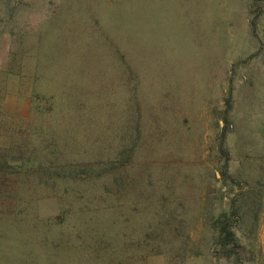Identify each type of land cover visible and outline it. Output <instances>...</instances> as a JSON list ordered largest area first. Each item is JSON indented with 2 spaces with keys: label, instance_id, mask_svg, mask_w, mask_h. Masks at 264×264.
<instances>
[{
  "label": "rangeland",
  "instance_id": "374dc122",
  "mask_svg": "<svg viewBox=\"0 0 264 264\" xmlns=\"http://www.w3.org/2000/svg\"><path fill=\"white\" fill-rule=\"evenodd\" d=\"M0 264H264V0H0Z\"/></svg>",
  "mask_w": 264,
  "mask_h": 264
},
{
  "label": "trees",
  "instance_id": "16d2710c",
  "mask_svg": "<svg viewBox=\"0 0 264 264\" xmlns=\"http://www.w3.org/2000/svg\"><path fill=\"white\" fill-rule=\"evenodd\" d=\"M236 214H237L236 212L231 213L229 216L225 214L223 217H221V220L219 221V224L221 225V230L219 233L220 237L226 234V238H224L222 241L223 246H228L229 244L233 245L232 243H234L236 240L235 233L232 231L233 230L232 229L233 220L237 218L236 220L239 223V222H242V220H244L245 218V217L238 216ZM252 220L255 223V226H256L255 228H257L258 222H259L258 216H254Z\"/></svg>",
  "mask_w": 264,
  "mask_h": 264
}]
</instances>
